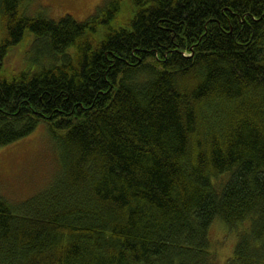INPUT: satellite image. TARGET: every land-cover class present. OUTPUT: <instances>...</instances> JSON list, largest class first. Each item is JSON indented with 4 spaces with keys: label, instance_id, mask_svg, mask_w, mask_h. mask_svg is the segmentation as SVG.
I'll use <instances>...</instances> for the list:
<instances>
[{
    "label": "trees",
    "instance_id": "obj_1",
    "mask_svg": "<svg viewBox=\"0 0 264 264\" xmlns=\"http://www.w3.org/2000/svg\"><path fill=\"white\" fill-rule=\"evenodd\" d=\"M29 3L0 0V148L42 122L59 170L0 195V264H219L214 224L264 264V0Z\"/></svg>",
    "mask_w": 264,
    "mask_h": 264
},
{
    "label": "rangeland",
    "instance_id": "obj_2",
    "mask_svg": "<svg viewBox=\"0 0 264 264\" xmlns=\"http://www.w3.org/2000/svg\"><path fill=\"white\" fill-rule=\"evenodd\" d=\"M29 1L26 10L29 15L40 11L52 19L70 14L76 20H83L104 0ZM27 39L9 49L2 65L7 76L25 65L31 46V39ZM53 146L47 125L41 122L28 137L0 148V195L11 202H19L47 184L58 167V154ZM233 232L220 224L212 225L209 230L210 243L219 264L231 256L236 240L235 230Z\"/></svg>",
    "mask_w": 264,
    "mask_h": 264
}]
</instances>
